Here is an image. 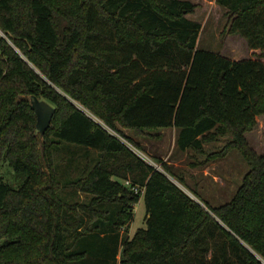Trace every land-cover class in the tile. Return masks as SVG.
Wrapping results in <instances>:
<instances>
[{
  "label": "trees",
  "instance_id": "obj_1",
  "mask_svg": "<svg viewBox=\"0 0 264 264\" xmlns=\"http://www.w3.org/2000/svg\"><path fill=\"white\" fill-rule=\"evenodd\" d=\"M216 2L257 58L200 49L190 0H0V168L24 177L14 186L0 173V264H264V153L245 136L264 114V0ZM32 95L56 109L43 135ZM79 105L142 152L120 126L178 128L182 150L210 161L237 148L250 170L230 201L199 196L204 207L168 163H150ZM62 149L91 161L61 180ZM141 197L146 226L130 236Z\"/></svg>",
  "mask_w": 264,
  "mask_h": 264
},
{
  "label": "rangeland",
  "instance_id": "obj_2",
  "mask_svg": "<svg viewBox=\"0 0 264 264\" xmlns=\"http://www.w3.org/2000/svg\"><path fill=\"white\" fill-rule=\"evenodd\" d=\"M190 1L195 3L196 7L194 12L187 14V17L202 24L198 42L200 49L212 50L236 60L258 57L260 49L250 48L244 36L238 32L230 31L231 15L227 8L216 0ZM120 128L141 143L145 150V152L141 151V154L147 161L163 170L162 165L156 162L158 158L163 159L177 176H183L186 185L176 179L177 183L193 198L201 202L204 207L206 204L200 197L211 206H219L230 201L240 187L243 176L250 170L249 163L237 148L229 150L226 156L210 161H206V154H195L191 149L182 150L177 143L179 129L175 127L145 130L153 135L138 134L123 126ZM245 136L258 154L264 153V114L257 116L256 126L246 132ZM228 139V137H221L218 141L205 144V148L207 152L219 151ZM68 145L70 144L64 142V147ZM81 147L86 151L85 146ZM81 152L83 150H80L78 155L62 149L58 153L56 161L59 162L58 170L61 172V180H66L71 170L79 164L91 161L90 154L81 155ZM0 173L5 174L6 180L14 186H18L24 178L17 176L8 165L2 166ZM192 190H195L198 195ZM65 195L71 199H80L79 201H87L90 198L89 194L78 192L75 189H67ZM145 218L146 206L143 197H141L135 204L134 220L129 230L130 236L138 228L146 226ZM221 237L219 232H216L214 237H207L206 243L210 246L209 252L206 253L208 259L212 257V250L217 248L218 242H221ZM231 259L235 261V257H231ZM261 259L263 260V258Z\"/></svg>",
  "mask_w": 264,
  "mask_h": 264
},
{
  "label": "water",
  "instance_id": "obj_3",
  "mask_svg": "<svg viewBox=\"0 0 264 264\" xmlns=\"http://www.w3.org/2000/svg\"><path fill=\"white\" fill-rule=\"evenodd\" d=\"M31 106L37 115L36 134L43 135L51 125L55 114V107L47 100L40 98L37 95L31 96Z\"/></svg>",
  "mask_w": 264,
  "mask_h": 264
},
{
  "label": "built area",
  "instance_id": "obj_4",
  "mask_svg": "<svg viewBox=\"0 0 264 264\" xmlns=\"http://www.w3.org/2000/svg\"><path fill=\"white\" fill-rule=\"evenodd\" d=\"M0 34L4 35L5 34L1 31L0 29ZM81 107V105H79ZM83 108V107H81ZM88 115H90L95 121H97L98 123H100L103 127H105L107 130H109L110 132H112L113 134H115L116 136H119L122 140H124L130 147H132L139 155H141L143 157V155L141 154L142 152L140 150H138L137 148L133 147L129 142H127V140H125L118 132H116L115 130L109 128L107 125H105V123L99 119L97 116H95L94 114H92L89 110L83 108ZM144 158V157H143ZM151 163V162H150ZM128 183V182H127ZM137 190V188H136Z\"/></svg>",
  "mask_w": 264,
  "mask_h": 264
}]
</instances>
